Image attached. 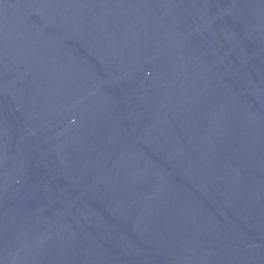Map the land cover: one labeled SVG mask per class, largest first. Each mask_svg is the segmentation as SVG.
Instances as JSON below:
<instances>
[{
	"label": "water",
	"instance_id": "95a60500",
	"mask_svg": "<svg viewBox=\"0 0 264 264\" xmlns=\"http://www.w3.org/2000/svg\"><path fill=\"white\" fill-rule=\"evenodd\" d=\"M0 264H264V0H0Z\"/></svg>",
	"mask_w": 264,
	"mask_h": 264
}]
</instances>
